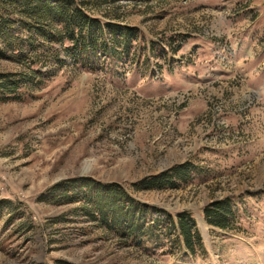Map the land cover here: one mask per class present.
<instances>
[{
    "label": "rangeland",
    "instance_id": "obj_1",
    "mask_svg": "<svg viewBox=\"0 0 264 264\" xmlns=\"http://www.w3.org/2000/svg\"><path fill=\"white\" fill-rule=\"evenodd\" d=\"M107 17L135 30L127 57L87 69L60 53L23 100L0 102V264H264V0H122ZM179 164L177 188L132 189ZM77 178L121 185L170 238L127 244L92 203L62 198ZM223 198L238 233L203 218ZM182 211L194 258L165 228Z\"/></svg>",
    "mask_w": 264,
    "mask_h": 264
},
{
    "label": "trees",
    "instance_id": "obj_2",
    "mask_svg": "<svg viewBox=\"0 0 264 264\" xmlns=\"http://www.w3.org/2000/svg\"><path fill=\"white\" fill-rule=\"evenodd\" d=\"M119 1L122 0H0V59L19 68L0 73V102L23 100L28 90L42 83L41 69L64 64L60 53L74 63H83L87 69L98 66L96 60L100 56L113 60L127 57L136 38L135 30L107 17V12ZM189 169V165L179 164L145 177L131 187L134 191L177 188ZM62 188L64 200L74 202L73 198H80L86 204L92 203V220L115 230L127 244L135 240L139 244L142 238L165 244L170 238L153 235L151 225L155 222L151 220L147 226L144 222L147 208L136 203L119 184L77 178L67 181ZM202 214L205 222L214 228L239 232L234 227L236 220L230 198L208 203ZM165 217V228L180 240L187 256L194 258L203 253L200 234L190 213H167ZM53 264L71 263L58 259Z\"/></svg>",
    "mask_w": 264,
    "mask_h": 264
}]
</instances>
